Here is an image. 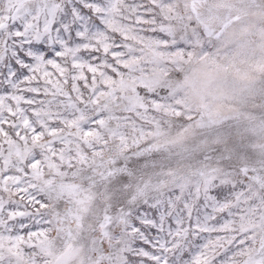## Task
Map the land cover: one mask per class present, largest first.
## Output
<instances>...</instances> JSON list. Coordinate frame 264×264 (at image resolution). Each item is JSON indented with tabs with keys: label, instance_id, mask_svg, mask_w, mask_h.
<instances>
[{
	"label": "snow or ice",
	"instance_id": "obj_1",
	"mask_svg": "<svg viewBox=\"0 0 264 264\" xmlns=\"http://www.w3.org/2000/svg\"><path fill=\"white\" fill-rule=\"evenodd\" d=\"M0 264H264V0H0Z\"/></svg>",
	"mask_w": 264,
	"mask_h": 264
}]
</instances>
